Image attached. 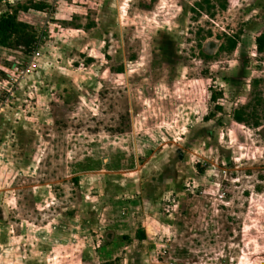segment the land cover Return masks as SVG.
Masks as SVG:
<instances>
[{"label":"rangeland","instance_id":"rangeland-1","mask_svg":"<svg viewBox=\"0 0 264 264\" xmlns=\"http://www.w3.org/2000/svg\"><path fill=\"white\" fill-rule=\"evenodd\" d=\"M201 2L0 0L34 41L0 47V264H264V0Z\"/></svg>","mask_w":264,"mask_h":264},{"label":"trees","instance_id":"trees-1","mask_svg":"<svg viewBox=\"0 0 264 264\" xmlns=\"http://www.w3.org/2000/svg\"><path fill=\"white\" fill-rule=\"evenodd\" d=\"M211 0H202L200 4L197 5L199 9H202L203 5L210 6ZM32 9L36 11H43L44 5H33ZM15 39L14 44H10L9 41ZM230 42V41H229ZM33 38L32 35L28 32V26L20 23L16 20L15 14H5L0 17V47L3 48H18L21 47L25 50H30L33 47ZM256 45L258 51H262L264 48V36L259 37L256 40ZM235 47L234 42H230V50ZM213 101H215V95L211 97ZM217 111H221V107L215 106ZM235 120L238 122H242V118L240 116H236ZM137 240L143 241L145 239V234L143 230L139 229L137 231Z\"/></svg>","mask_w":264,"mask_h":264},{"label":"crops","instance_id":"crops-1","mask_svg":"<svg viewBox=\"0 0 264 264\" xmlns=\"http://www.w3.org/2000/svg\"><path fill=\"white\" fill-rule=\"evenodd\" d=\"M33 6V5H32ZM4 10V9H3ZM23 11H24V13H22V14H27V13H29V12H37V13H39V12H41V11H36V10H34V9H32L31 8V6L29 7V8H23ZM26 12V13H25ZM3 13V12H2ZM10 14V13H9ZM18 22H20V23H23V24H25V23H27V22H23L22 20L21 21H18ZM26 25V24H25ZM3 48V47H2Z\"/></svg>","mask_w":264,"mask_h":264},{"label":"built area","instance_id":"built-area-1","mask_svg":"<svg viewBox=\"0 0 264 264\" xmlns=\"http://www.w3.org/2000/svg\"><path fill=\"white\" fill-rule=\"evenodd\" d=\"M0 106H1V104H0Z\"/></svg>","mask_w":264,"mask_h":264}]
</instances>
